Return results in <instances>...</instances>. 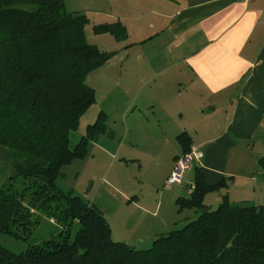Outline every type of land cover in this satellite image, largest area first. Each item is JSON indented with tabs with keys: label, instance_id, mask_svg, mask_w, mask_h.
<instances>
[{
	"label": "trees",
	"instance_id": "obj_1",
	"mask_svg": "<svg viewBox=\"0 0 264 264\" xmlns=\"http://www.w3.org/2000/svg\"><path fill=\"white\" fill-rule=\"evenodd\" d=\"M88 24L86 14L67 12L66 0H0V154L15 159L14 176L0 185V233L31 238L45 219L61 228L20 254L0 245V264H264V205L225 196L212 210L204 199L226 181L209 185L200 169L190 197L176 201L178 213L198 217L147 250L115 242L96 205L57 185L63 168L85 160L91 143L109 133L100 112L71 148V134L96 103L86 78L117 53L88 44ZM94 31L127 38L120 22ZM179 141L191 152L184 134ZM259 163L264 174V157Z\"/></svg>",
	"mask_w": 264,
	"mask_h": 264
},
{
	"label": "crops",
	"instance_id": "obj_2",
	"mask_svg": "<svg viewBox=\"0 0 264 264\" xmlns=\"http://www.w3.org/2000/svg\"><path fill=\"white\" fill-rule=\"evenodd\" d=\"M87 4L79 10L101 6V13H106L101 25L120 22L127 31L123 45L113 50L117 53L105 66L117 60L128 67L124 84L122 70L119 80L120 90L132 98L130 110L145 106L163 113L157 118L165 130L161 131L170 133L174 142L168 179L178 158L187 154L179 141L184 134L197 155L188 170L195 171L188 181L191 193L200 169L209 185L226 181V187L206 195L208 207L219 206L225 196L232 204L264 205L259 163L264 157V0ZM134 198L129 205L149 213L146 203ZM162 208L158 204L157 211ZM170 219L167 215L156 227L168 230Z\"/></svg>",
	"mask_w": 264,
	"mask_h": 264
},
{
	"label": "rangeland",
	"instance_id": "obj_3",
	"mask_svg": "<svg viewBox=\"0 0 264 264\" xmlns=\"http://www.w3.org/2000/svg\"><path fill=\"white\" fill-rule=\"evenodd\" d=\"M83 3L87 4V0H68L66 10L87 15V43L108 51L121 47L122 41L116 40L113 35L94 31L103 21L101 18L106 16V13H101V6L95 10L81 11L79 9H82ZM122 63L116 60L109 67L98 68L87 76L86 83L96 92V103L81 119L78 131L71 134V148L76 146L88 125L96 121L100 112L107 115L109 133L102 134L91 143L85 160H76L64 167L57 185L96 205L108 220L115 242L126 243L137 250H147L158 237L182 229L198 217L195 210H186L179 216L176 205L178 198H188L191 194L188 181L194 178L195 171L186 172L183 185L168 186L166 171L171 162L173 136L163 132V124L157 119L163 115L159 108H156V113L145 106L144 109L139 107L142 111L133 112V109H129L132 98L120 90L123 87L120 84H124L128 75V67L122 66ZM121 70L122 82L119 80ZM115 159L117 161L114 163ZM14 162L10 153L0 154V185L8 183L14 176ZM11 182L18 188L23 187L20 180L14 179ZM135 195L146 203L149 213L143 214L137 207L129 205L136 201ZM212 196L217 197L216 194ZM158 204L163 206L162 210L157 211ZM217 208V204L211 207L212 210ZM167 215H171L173 220L170 219V226L166 228L168 230L158 229L156 225ZM77 229V226L72 228L71 240ZM60 230L53 221L45 219L31 238L22 239L0 233V245L20 254Z\"/></svg>",
	"mask_w": 264,
	"mask_h": 264
},
{
	"label": "built area",
	"instance_id": "obj_4",
	"mask_svg": "<svg viewBox=\"0 0 264 264\" xmlns=\"http://www.w3.org/2000/svg\"><path fill=\"white\" fill-rule=\"evenodd\" d=\"M196 156V150L192 149L191 152L178 158L174 170L168 179V184H183L185 173L192 168Z\"/></svg>",
	"mask_w": 264,
	"mask_h": 264
}]
</instances>
